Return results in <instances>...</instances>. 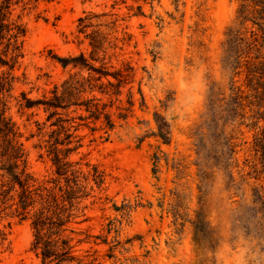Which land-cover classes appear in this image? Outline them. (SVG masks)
<instances>
[{
	"label": "rangeland",
	"instance_id": "rangeland-1",
	"mask_svg": "<svg viewBox=\"0 0 264 264\" xmlns=\"http://www.w3.org/2000/svg\"><path fill=\"white\" fill-rule=\"evenodd\" d=\"M238 8V0H40L24 16L28 31L9 114L23 133L28 171L39 181L54 171L38 147L43 138L36 121L44 122L46 113L21 109V93L49 95L70 73L59 57L90 54L89 40L78 31L80 17H90L89 31L108 34L110 64L134 67L133 81L108 107L115 129L105 132L101 122L97 130L81 128V145L71 154L85 172L90 163L105 175L85 201L89 220L76 225L85 263L264 264V173L252 118L257 107L235 102L245 75L236 73L227 51L230 28L252 39L239 24ZM158 114L169 124V144L155 135ZM114 204L131 210L123 216ZM201 207L215 232L204 252L193 241L192 221ZM110 219L118 232L108 231ZM0 227L9 233L0 264H41L31 249L29 221L8 216Z\"/></svg>",
	"mask_w": 264,
	"mask_h": 264
},
{
	"label": "trees",
	"instance_id": "trees-1",
	"mask_svg": "<svg viewBox=\"0 0 264 264\" xmlns=\"http://www.w3.org/2000/svg\"><path fill=\"white\" fill-rule=\"evenodd\" d=\"M39 1L0 0V223L8 216L29 221L33 231L31 249L41 264H88L78 254L77 244L83 239H77L80 231L76 225L89 220L85 201L92 196L95 187L103 185L105 175L97 165L90 163L85 172L79 161L71 159V154L81 145L82 137L78 134L81 128L93 124L91 129L97 130V123L101 122L99 128L105 132L115 129L116 121L108 107H113L122 88L133 81L134 67L129 62L122 67L110 64L107 53L114 45L108 34L99 28L89 31L90 17H80L78 31L89 40L90 54L81 51L59 57L64 68L71 67L70 73L54 84L49 95L34 99L25 91L21 93V109L42 108L46 113L44 122L36 121L37 135L43 138L38 147L45 148L54 171L49 178L39 181L28 171L23 133L9 114L28 31L24 16L36 8ZM238 1L239 24L250 32L252 39L242 36L240 29L230 28L227 51L233 52L231 65L236 73L245 75L243 84L235 87V102L239 107L245 106L243 101L257 107L252 115L253 125L258 128L254 149L264 173V0ZM105 96L109 102L103 100ZM128 102L133 107L132 91ZM117 108L119 118L126 119L127 114L121 112L123 107L117 105ZM156 122L155 135L169 144L171 133L166 118L158 114ZM158 158L155 154V163ZM156 170L154 168V172ZM130 208L127 204H114V209L123 216ZM192 224L193 241L204 252L214 240L215 232L203 207L197 211ZM107 229L109 232L119 230L113 219ZM8 235L0 227V245L8 240Z\"/></svg>",
	"mask_w": 264,
	"mask_h": 264
}]
</instances>
